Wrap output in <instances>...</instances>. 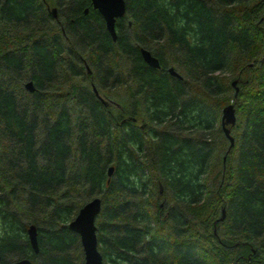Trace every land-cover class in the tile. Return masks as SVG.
Segmentation results:
<instances>
[{
  "label": "trees",
  "instance_id": "trees-1",
  "mask_svg": "<svg viewBox=\"0 0 264 264\" xmlns=\"http://www.w3.org/2000/svg\"><path fill=\"white\" fill-rule=\"evenodd\" d=\"M124 8L0 0V264H80L93 196L103 264H264V0Z\"/></svg>",
  "mask_w": 264,
  "mask_h": 264
},
{
  "label": "water",
  "instance_id": "water-1",
  "mask_svg": "<svg viewBox=\"0 0 264 264\" xmlns=\"http://www.w3.org/2000/svg\"><path fill=\"white\" fill-rule=\"evenodd\" d=\"M91 5L101 15L104 26L108 31L110 37L115 39L114 21L115 18L121 17L124 14V0H90ZM50 12L54 15L55 7H50ZM139 52L142 60L149 66L157 68L159 67L158 59L147 48L140 46ZM167 71L176 77H180V74L172 67L168 66ZM235 80H231L233 85ZM24 88L27 91L33 90V84L30 79H27L23 83ZM92 90L97 94L95 87L92 86ZM237 87H234V91ZM106 103V101H103ZM235 121L234 109L232 103H227L221 107L219 123L221 129L228 139L227 149L233 144V138L229 133V126ZM112 166L107 167L106 173L109 176L112 171ZM100 208V198L93 196L82 205L79 206L74 216L68 221V228L78 235L79 243L82 249V261L80 264H103L101 260L100 252L97 249L95 224L94 219ZM26 234L32 250L35 252L36 248V230L33 224H29L26 228ZM11 264H30V260L27 258H20L12 261Z\"/></svg>",
  "mask_w": 264,
  "mask_h": 264
},
{
  "label": "flooded vegetation",
  "instance_id": "flooded-vegetation-1",
  "mask_svg": "<svg viewBox=\"0 0 264 264\" xmlns=\"http://www.w3.org/2000/svg\"><path fill=\"white\" fill-rule=\"evenodd\" d=\"M50 7H52V6H50ZM50 7H49V10H50ZM54 7H55V6H54ZM83 11L85 12V11H86V9H84ZM54 15H55V12H54ZM54 15H53V16H54ZM117 18H118V17H117Z\"/></svg>",
  "mask_w": 264,
  "mask_h": 264
}]
</instances>
